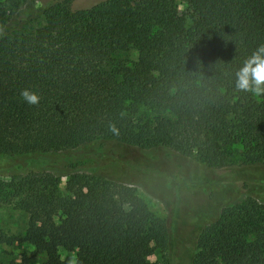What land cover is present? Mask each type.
<instances>
[{
    "label": "trees",
    "instance_id": "trees-1",
    "mask_svg": "<svg viewBox=\"0 0 264 264\" xmlns=\"http://www.w3.org/2000/svg\"><path fill=\"white\" fill-rule=\"evenodd\" d=\"M261 46L264 0H0V165L98 143L137 151L118 154L122 178L70 174L67 194L51 172L0 178V202L28 215L24 237L0 231V245L26 241L44 264H155L167 246L169 264H264ZM168 157L211 192L187 238L134 186Z\"/></svg>",
    "mask_w": 264,
    "mask_h": 264
},
{
    "label": "rangeland",
    "instance_id": "rangeland-1",
    "mask_svg": "<svg viewBox=\"0 0 264 264\" xmlns=\"http://www.w3.org/2000/svg\"><path fill=\"white\" fill-rule=\"evenodd\" d=\"M88 0H77L79 4ZM180 11L185 10V4L179 2ZM132 57V55H130ZM111 144L101 146L99 143L94 144L92 148H77L55 157H37L27 160H15L0 165V178L8 179L13 175H25L31 172H51L60 177V188L63 194H67L66 182L70 174L76 172H89L96 174H105L111 177H123L120 162L116 161L118 154L125 156L136 155L137 151H126L121 147L114 148L110 151ZM150 150L148 153H153ZM159 155V153H157ZM233 162L241 161L240 150H233ZM160 170L164 175L158 173L151 174L146 179L135 184L137 195L146 203L148 208L159 218L165 219L169 224H173L174 215H178V225L180 234L187 238L189 232L194 228L193 216L194 210L199 206L206 204L210 199V190L202 187L191 185L197 181L194 177L190 184L185 182L191 168L185 164H180L173 157H168L163 162ZM186 172V173H185ZM184 174V175H183ZM187 179V178H186ZM179 188L180 192L177 190ZM181 188V189H180ZM246 196H241L236 203L242 202ZM234 203V204H236ZM28 215L16 208L12 204L0 202V231L9 236H15L22 239L27 228ZM178 236L179 233H177ZM186 242V241H185ZM183 243V242H182ZM186 249L192 248L189 242H186ZM35 248L28 242L20 240L12 245H0V264L9 261H20L27 256L30 264H44L46 261L45 254H34ZM170 248L160 247L156 249L151 259L155 264H169ZM63 259L74 261L75 253L68 252L64 249L59 250ZM178 264H186L184 259L179 260Z\"/></svg>",
    "mask_w": 264,
    "mask_h": 264
},
{
    "label": "clouds",
    "instance_id": "clouds-1",
    "mask_svg": "<svg viewBox=\"0 0 264 264\" xmlns=\"http://www.w3.org/2000/svg\"><path fill=\"white\" fill-rule=\"evenodd\" d=\"M259 53H264V46H261L258 53L253 56V62L257 64V68L252 83L256 85L257 89H260L261 86L264 85V58H262ZM237 86L243 90H248L250 88V81L247 74L241 77ZM19 96L21 101L27 105H37L41 100L40 95L30 88L20 90Z\"/></svg>",
    "mask_w": 264,
    "mask_h": 264
}]
</instances>
